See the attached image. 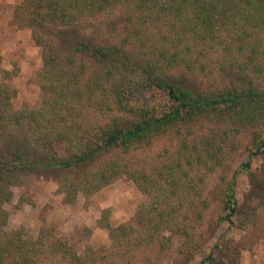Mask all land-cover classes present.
<instances>
[{"label":"trees","instance_id":"16d2710c","mask_svg":"<svg viewBox=\"0 0 264 264\" xmlns=\"http://www.w3.org/2000/svg\"><path fill=\"white\" fill-rule=\"evenodd\" d=\"M116 8L125 10L137 39L152 24L160 23L173 34L168 36L172 44L189 41L191 45L185 44L188 51L194 46L212 48L224 36L240 41L241 50L250 39L248 65L255 72L264 70V61L257 58L264 52V0H22L14 11L13 21L31 29L33 40L41 48V75L46 83L42 84L44 96L39 107L17 111L9 109L12 97L9 89L0 87V134L12 124L25 122L32 132L30 148L16 147L0 154V264H40L49 255H60L75 263L81 260L66 241L44 234L35 239L24 238L20 230L4 229L7 214L3 204L11 198L9 186L15 182L14 175L62 172L60 189L69 202H73L78 192L90 195L113 179L127 175L140 191L151 197L149 203L138 207L135 218L152 238L176 219L178 208L171 201L182 192H190L193 185L190 181L187 185L190 169L203 160L214 166L220 164L215 158L216 148H220L218 143L224 138L218 141L220 135L204 136L201 146L189 145L184 138L171 160L162 162L152 173L130 172L125 164L107 156L146 147L153 138L172 129L179 133L200 119L251 127L264 123V87L251 84L216 93L198 91L183 78L157 72L153 59L142 62L139 55L129 50L102 46L66 30L88 16ZM59 40L71 60L86 58L105 69L86 83L87 97L92 99L99 93L96 105L101 110L115 109L128 115L129 120L114 119L87 132L81 131L82 123L77 128L79 116L75 110L81 100L74 83L77 74L73 69L72 79H63L56 57ZM182 52L164 48L159 51V58L168 68L192 67ZM253 156L261 158L257 171L252 169ZM70 174L75 177L68 180ZM241 174L248 177L250 191L263 198L264 132L257 128L252 132L247 159L233 171L222 192L221 201L230 211L229 220L242 209L235 192ZM105 226L113 237L134 229L133 224ZM213 254L210 252L200 264H213L216 260Z\"/></svg>","mask_w":264,"mask_h":264},{"label":"rangeland","instance_id":"374dc122","mask_svg":"<svg viewBox=\"0 0 264 264\" xmlns=\"http://www.w3.org/2000/svg\"><path fill=\"white\" fill-rule=\"evenodd\" d=\"M21 1L0 0V87L9 89L12 111L39 107L44 96L42 84L46 83L41 75V48L33 40L31 29L13 21L14 11ZM159 25L152 24L137 39L125 10L116 8L88 16L66 30L102 46L129 50L139 55L142 62L153 59L157 72L183 78L198 91L216 93L228 87L251 84L264 87V70L255 72L248 65L250 39L241 50L240 41L224 36L225 39L212 48L194 46L188 51L185 44L191 45L189 41L172 44L168 36L173 37V34ZM56 45L58 69L63 79H72L70 75L74 70L77 74L74 83L81 95L75 110L79 116L77 128L82 123L81 131L87 132L114 119L129 120L128 115L115 109L101 110L96 105L99 93L92 99L87 97L86 83L105 69L86 58L71 60L62 40ZM164 48L170 52L183 51L192 67L168 68L159 58V51ZM257 58L264 61V52ZM117 76L118 73L115 78ZM28 126L26 122L12 124L1 133L0 154L16 147L30 148L32 132ZM253 127L264 132V123ZM253 127L200 119L188 128L183 127L179 133L172 129L153 138L146 147L107 156L125 164L130 172L152 173L162 162L171 160L184 138L189 145L200 146L204 136L224 138L218 143L220 148H216L215 158L220 164L214 166L203 160L190 169L187 185L190 181L194 186L189 193L182 192L171 201L178 208L176 219L152 238L146 228L139 227L135 218L138 207L149 203L151 197L140 191L127 175L113 179L90 195L78 192L73 202H69L60 189L64 180L62 172L16 174L15 182L9 186L11 198L3 204L7 214L4 229L20 230L24 238L35 239L44 234L50 239H61L81 256L75 263L60 255H49L40 264H200L210 252L216 258L213 264H264V196L256 197L250 191L248 177L241 174L235 190L241 212L229 220L230 211L221 201L233 171L249 155ZM260 164L261 158L253 156L252 169L257 171ZM73 177L70 174L68 180ZM106 224L111 228L133 224L134 229L113 237ZM217 244L219 246L214 248Z\"/></svg>","mask_w":264,"mask_h":264}]
</instances>
